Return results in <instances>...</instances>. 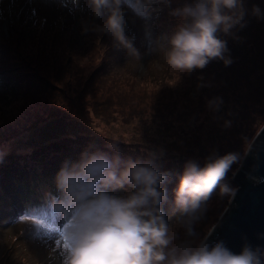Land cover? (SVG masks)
I'll return each mask as SVG.
<instances>
[{
  "label": "rangeland",
  "instance_id": "374dc122",
  "mask_svg": "<svg viewBox=\"0 0 264 264\" xmlns=\"http://www.w3.org/2000/svg\"><path fill=\"white\" fill-rule=\"evenodd\" d=\"M25 1L0 0V23L2 16L6 19L10 17L7 5L9 3L15 4L17 8L14 21L17 16L20 20L26 19V21L30 18V24L34 32L40 30L42 24L45 23L46 27L49 26L45 41L50 45L56 43L59 49L67 51L68 59L65 60L70 61L68 51H72V55L78 62H85V64L80 65L81 70L77 74L74 73L73 79L70 80L66 76L57 78L49 68L43 69L40 67L39 60L34 55H29L24 49L18 46L15 47V45H13L14 48L8 47V55H13L9 60L10 65L16 66L17 75L23 81L28 80V75H32L33 84L29 86L31 87L30 98H23L18 104L16 103L11 107V110L25 107V114L29 115L28 121L23 123L22 126V123L16 124L20 119V115H13V113L0 118V151L3 152V157L0 159V196L2 192L9 189V183L14 181L13 183L17 189V192L13 193L16 200L12 201L17 202L14 208H18L16 210L17 214L28 215L29 208L36 204L37 206L34 207L39 206L38 198L40 197L36 193L34 195L30 194V192H33L31 187L28 189L29 194L26 193L25 197L21 198L17 194H23L20 187L23 183L26 186L30 185V179L39 176L40 171L49 172L50 167L47 162L53 158L54 153H57L56 156L61 157L57 161L59 162L58 165L61 166L66 159L68 161L79 160L81 153L78 154L77 148L83 150L82 153L85 151L105 152L109 156H119L123 161L137 162L154 158L160 171H168L173 174L167 183L161 185L162 188L167 189L168 195V202L163 204L162 208L169 225H173L177 214L173 210L174 189L179 183V176L183 174L185 165L188 162L181 160L179 155L182 152H190L186 151L189 144L182 143V140L178 139L177 143H174L176 138L180 137L174 131L181 128L188 131L190 135L204 133L207 137L202 138L206 146L222 148L224 150L220 154L222 156L230 153L225 147L226 142L223 137H228L231 126L225 127L224 124L221 126L220 121L217 120L221 119L218 113L210 111L208 114H200L199 117H195L194 114L185 111L184 107H190L192 104L197 105L196 112H199L200 108L207 111L208 108L205 104H207L209 96H204L200 105V101L192 100L186 95L184 97L182 90H175L180 80L178 76L182 75L185 78L186 72L178 73L170 68L166 47L160 51L154 50L157 42L165 44L164 36L159 31L161 21L158 18L152 21V19L137 17L131 11H127L125 31H128V33L125 34L132 40L134 47L140 53V60L131 57L128 52L125 59L118 60L113 52L114 47L113 49L110 47L114 42L109 45L108 39L103 42L101 40L103 34L101 33L91 35L88 48H82L86 42H82L81 45L73 44L77 40L71 38H76L77 34L82 35L80 31L74 34L75 31L71 30V21L75 18L73 12V16L70 17L67 10L52 4L49 0H34L32 5ZM192 2L193 0H172L169 13L177 7ZM253 5L259 6L264 12V0H245V6L248 9L245 16L246 26L233 29L235 37H238V39L223 33L219 34L221 39L225 41L229 39L233 43L234 51L237 54L234 56V52L230 53L233 62L229 66H225L223 61L219 59H216V62L215 59L209 62L211 69L215 65L218 66L217 70L222 69L218 75L216 74L217 80L220 82H223L222 80L227 74L233 76L232 66L240 58L242 63H239L243 69L244 66L246 68L252 64L254 68L251 70H264V19L258 20L251 15ZM78 13L81 14L80 20L83 23L89 24L88 18L94 20L87 12ZM170 16L171 31L173 32L180 21L179 18L171 14ZM80 20L77 23L80 24ZM8 26H10L8 22H2L1 24L2 28ZM50 26H54V28L51 29ZM61 27L65 33L59 31ZM41 32L44 33L43 30ZM21 58L26 59L27 63ZM109 63L112 64L115 73L120 75L114 86L112 75L111 79L107 76L106 80L96 79L102 72L105 74L101 67ZM28 64L29 68H26ZM214 69L215 67L212 70ZM223 70L228 72L222 73ZM193 71L189 75L195 73ZM213 75L207 74V77H213ZM262 76H264V73ZM258 77L254 78V84H251L253 80L249 82L248 79L244 78L246 82L242 81L241 97L243 99L241 101L249 97L247 95L251 88L255 89L257 85L264 83V77L260 79ZM54 87L60 91V94L62 93L63 97H54L59 99L60 102L45 103L51 100V93H58ZM2 91L4 90L0 88V100L5 98L7 93ZM112 93L113 95H111ZM110 96H114V103L111 102ZM31 101H37V104H29ZM179 101H183L186 106L175 105ZM247 102L249 106L248 113L251 117H254L261 110L264 113V90L258 98ZM257 122L255 129H249L250 122L247 129L242 126L243 129L240 130L245 132L241 144L238 141L237 145L234 146L236 139L242 136L241 133H233L230 136L233 145L231 152L237 153L241 157L238 162L232 165L226 175L225 182L230 187L236 188L232 181L233 176L238 170L252 140L264 125V115L257 119ZM236 123L240 124V120H237ZM11 125L14 126L3 130V127ZM20 130H22L21 135L15 136ZM160 134L167 135V138H170L173 142L171 143L167 139V146L158 144L156 140L160 137ZM101 137H103V140ZM145 138L149 141L152 138L153 141L142 142ZM112 145H115V147H112ZM70 146L75 147V152L70 153V150H68ZM197 153L198 150H195L192 157L193 161L196 160L202 167L206 160L204 157L208 156L205 152L200 151L199 154ZM21 155H25L22 160L15 158ZM8 160H11V165L6 163ZM44 187L45 185L42 184L40 190H43ZM27 188L25 187V191ZM229 201L228 197L219 195L218 189L213 194L208 202V209L197 226V230L202 237L208 235L228 206ZM10 210L8 204H1L0 259L9 256L12 260H23L22 264H49L48 254L50 247L53 245L54 236L41 230H30L28 234L19 233L25 227L20 220L16 219L10 224L4 222ZM13 239L14 241H12ZM12 245L13 250L11 249ZM2 262L4 263L6 260H2ZM0 264L2 263L0 262Z\"/></svg>",
  "mask_w": 264,
  "mask_h": 264
},
{
  "label": "clouds",
  "instance_id": "9594fccd",
  "mask_svg": "<svg viewBox=\"0 0 264 264\" xmlns=\"http://www.w3.org/2000/svg\"><path fill=\"white\" fill-rule=\"evenodd\" d=\"M70 12H87L94 21L91 30L107 34L131 57L140 53L125 34V16L150 15L155 4L170 5V0H49ZM245 0H193L171 11L179 18L166 44L169 65L178 73L203 69L214 59L225 66L233 61L226 56V41L219 34L235 37L233 29L246 26ZM251 15L264 19V12L253 5ZM88 30L87 28L85 29ZM210 85H198L204 87ZM221 97L207 100V108L219 112ZM225 127L231 122L225 121ZM115 139V138H114ZM115 147V145H112ZM3 152L0 151V159ZM237 153L208 156L201 167L188 161L174 189L169 225L162 205L168 202L161 185L173 175L160 171L154 158L133 162L105 152L85 151L76 162L66 160L55 177L59 196L46 193L43 203L28 209L20 222L26 230H41L54 236L49 249V264H264V250L245 244L239 254L224 243L209 248L197 230L208 202L217 192L231 200L236 189L225 182ZM122 193V194H117ZM210 234V233H209Z\"/></svg>",
  "mask_w": 264,
  "mask_h": 264
},
{
  "label": "trees",
  "instance_id": "16d2710c",
  "mask_svg": "<svg viewBox=\"0 0 264 264\" xmlns=\"http://www.w3.org/2000/svg\"><path fill=\"white\" fill-rule=\"evenodd\" d=\"M171 2L172 0H170V5H165V14L161 20V27H159V31L162 33V35L164 36L165 39V44H166V39L167 37L172 33L171 31V22H170V7H171ZM2 20V19H1ZM88 20L90 21L89 24L87 23H83V28L84 31L86 33H83L82 31H80L82 33V35H78L77 31L74 32V34L76 33L77 36L76 38H71V39H75L76 42H73V44H79L81 45L82 42H86L84 44V46L82 48H88L89 47V43L91 40V35L96 34L97 32L92 31L91 30V25L93 23H101V21H97L94 22V20H90L88 18ZM12 26L14 27L13 30L7 31L8 35L2 30L1 26H0V88L4 91L2 92H7L5 95V98H2L0 100V118L7 116L10 113H13V115H20V119L18 120V122L16 124H21L24 125L23 123L28 121L29 115L25 114V107H18L15 108L13 110H11L16 103L18 104L23 98H30V91H31V87H29L30 85L33 84V76L32 75H28L25 81H23L21 78H19V76L17 75V69L15 68V65H10L9 60L11 58V56L13 55H8L7 53V49L8 47L14 48L13 45H15V47H21L22 49H24L29 55H34L38 60H39V66L42 67L43 69H50L52 71V74L57 77L60 78L62 76H66L68 77L70 80L73 79L72 77L74 76V73L77 74L79 73V71L81 70L80 65L81 64H85V62H78V60L72 55L73 52L68 51L69 52V57H70V61L65 60L68 59L67 58V51H64L63 49H59L58 45L56 43H53L52 45H50V43H48L47 41H45V39L47 38L45 34H42V32L40 31H36L34 32L29 26L26 25V23H20L19 21H16L12 24ZM51 29L54 28V26H50ZM88 29L87 31L85 29ZM49 29V27H48ZM73 25H72V31L73 30ZM60 32L63 31L65 33V31L63 30V28L61 27V29L59 30ZM71 31V32H72ZM128 33V31L126 32ZM42 34V35H41ZM68 38V37H67ZM108 39V45L111 43H113L110 47H114V55L116 56V58L118 60L121 59H125V56H127V51L125 49H123L122 47H119L115 41L114 38L111 37L110 35L107 34H103L101 40L104 42V40L106 41ZM44 41V42H43ZM226 45L228 48V53H226V56H230V53L234 52V56H236L237 54L234 51V45L233 43L227 39L226 41ZM63 47V46H62ZM20 55V54H19ZM231 57V56H230ZM22 59V58H21ZM25 63H27L26 59H22ZM26 60V61H25ZM216 62V59H215ZM242 63L241 58L240 60L232 66V70H233V76H230L229 74L225 75V77L223 78V82H220L219 80H217V75L218 73L222 70V69H218L215 64V66L212 67V69L215 67L214 70L211 69L209 63L203 68V69H194L193 72L195 73H191L189 75L188 72H186V76L184 78V76L179 75L178 77H180V80L177 83V88H175V90H182L181 92L183 93L184 97L189 96L192 100H197L200 101V105L202 103L201 99L204 96H209L208 99H211L213 97H221L223 99V105L221 106L218 116L221 119H217L218 121H220L221 126H223L222 124L225 123V121H230L231 122V127L229 129V134L228 137H223V140H225L226 142V148L229 152H231V149L233 147L230 136L233 133H241V137L237 138L235 141L234 146L237 145V142L240 141V144L243 141V134L245 131H241L240 129H243L242 126H244V129H247V126L250 122V128L255 129V125L257 126L258 122L257 119L261 118L264 113H262V110L257 113L254 117H251L250 114L248 113V102L247 101H252L255 100L256 98H258L261 93L264 90V83H262L261 85H257L256 88H251L250 92L247 96H249L246 100L241 101L243 98L241 97V89H242V81H245L246 79H248L249 82H251L253 80L254 84V78L258 77L263 78L264 76V70L261 69V71H257V70H251L253 67L252 64H250V67H246L244 66V69L240 66V63ZM235 63V62H234ZM30 64V63H29ZM29 64L27 65L29 68ZM75 64V65H74ZM106 65V66H105ZM103 65L101 68H103V71L105 72V74H103V72L101 74H99V77L96 79L99 80H106V76L107 78L111 79V75H112V84L113 86L116 85L115 83L118 82V77L120 75H117L112 67V64H105ZM239 65V66H238ZM52 66V67H49ZM85 66V65H84ZM56 67V68H54ZM83 67V66H82ZM24 68V69H26ZM170 68H172L170 66ZM173 69V68H172ZM208 69V70H207ZM212 70V71H211ZM211 73H210V72ZM228 72L227 70H223L222 73ZM214 73V75H213ZM246 73V74H245ZM207 74H211L213 75V77H207ZM217 74V75H216ZM189 75V76H188ZM212 78V79H211ZM91 80V78H90ZM98 80V82H100ZM97 81V80H96ZM97 82V83H98ZM187 84V85H185ZM210 85L209 86H204V87H198V85ZM89 86V84H88ZM102 86V85H101ZM29 87V88H28ZM87 87V86H85ZM88 88V87H87ZM55 89V87H54ZM89 89V88H88ZM246 89H248V87H246ZM58 93L54 94L51 93V100L47 101L45 103L48 102H60L58 101L59 99H56L54 97H58V98H62V93L60 94L57 89H55ZM98 90V89H97ZM177 90V91H178ZM180 92V93H181ZM229 92V93H228ZM240 92V93H238ZM113 95V93L111 94ZM110 100H112L111 102L114 103V96H110ZM235 98H237L235 100ZM258 102H261L260 100H257ZM37 104V101L34 102H30L29 104ZM44 104V103H43ZM13 105V106H12ZM175 105H181V107L186 106L185 103L182 101L177 102ZM206 105V104H205ZM197 105L196 104H192L190 107H184L185 111L187 113H191L194 114L195 117H199L200 114H208L210 111L207 110L205 111V109L200 108L199 112L197 111ZM8 108V109H7ZM70 108V107H69ZM262 113V114H261ZM12 115V116H13ZM205 118V117H204ZM156 119V117H155ZM237 120H240V124H237ZM14 124V125H16ZM6 126L3 127V130H7L8 128L14 126ZM1 127V125H0ZM180 130H176L174 131L175 134L180 135V137L176 138V141L174 142L175 144L177 143V140L180 139L182 140V143L184 142L185 144H189L188 147L186 148V151H190V152H182L180 153L179 157L181 158V160L183 161H193L194 159L192 158L194 155V151L198 150V153L201 151L202 153L205 152V154L207 156H210L213 153H217L216 155H220L222 154V151H224L222 148H215V146H206L203 138H206L207 135L205 136L204 133H195L193 135H190V133H188V131L182 130L181 128H179ZM25 131H29L28 129H23ZM22 130H20L18 133L15 134V136H19L21 135L20 132ZM253 131V130H252ZM13 135V134H12ZM186 138H183V137ZM203 137V138H202ZM103 140V137H101ZM169 142H173L172 140H170V138H167V135H163L160 134V137L156 140L158 142V144L167 146V140ZM215 140V139H213ZM147 142L149 141V139H144L142 142ZM153 141V139L151 138L149 142ZM181 143V142H180ZM229 144V145H228ZM196 148V149H195ZM75 147L74 146H70L68 148V150H70V153L75 152ZM78 154L82 153L83 150H79L77 148ZM215 151V152H214ZM201 153V154H202ZM55 154V155H54ZM52 156L53 158L51 160H49L47 162V165L50 167L49 172L47 171H40V175L37 177H34L32 179H30V185L26 186L24 183L23 185L20 187L21 190L23 191V194L18 193L17 195L21 198L26 196V193L29 194V187H31V189L33 190V192H30V194L36 193L37 196H41V199L44 200L45 194L46 193H51L52 195H54V192L57 190L56 188V184H55V177L57 172L60 170V168L62 167L61 165H58L59 162H57L61 157L56 156L57 153H54ZM81 155V154H80ZM24 156H19V157H15L18 160H22ZM78 157V156H75ZM205 159L207 157H204ZM80 159V157H79ZM67 160V159H66ZM65 160V161H66ZM11 160L6 161L7 164H10ZM64 161V162H65ZM196 161V160H195ZM18 162V161H17ZM72 162H76V161H72ZM14 182V181H13ZM11 182L9 183V189H7L5 192H2L1 196H0V201H5V202H10L12 203V206L14 208L13 205V193H15V191L17 190L15 188V184ZM44 184L45 187L43 190H40L41 185ZM25 187H28L25 191ZM36 190V191H35ZM17 192V191H16ZM117 194H122V193H117ZM24 225V224H22ZM26 226L21 229L19 231V233H27L30 230H26L25 231ZM14 241V239L12 240ZM27 241V240H26ZM13 248V245L11 246V249ZM13 250V249H12ZM2 260H6V262H2ZM11 260V261H9ZM0 262L2 264H22L23 260H12L9 256L0 259ZM25 264V263H24Z\"/></svg>",
  "mask_w": 264,
  "mask_h": 264
},
{
  "label": "water",
  "instance_id": "95a60500",
  "mask_svg": "<svg viewBox=\"0 0 264 264\" xmlns=\"http://www.w3.org/2000/svg\"><path fill=\"white\" fill-rule=\"evenodd\" d=\"M236 194L207 235L209 248L218 242L234 254L245 244L264 250V125L252 140L233 176Z\"/></svg>",
  "mask_w": 264,
  "mask_h": 264
}]
</instances>
